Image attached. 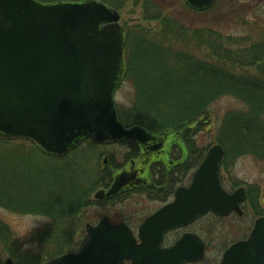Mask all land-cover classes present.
<instances>
[{"label":"water","instance_id":"95a60500","mask_svg":"<svg viewBox=\"0 0 264 264\" xmlns=\"http://www.w3.org/2000/svg\"><path fill=\"white\" fill-rule=\"evenodd\" d=\"M183 2L205 12L216 0ZM119 20L115 10L95 0H0V139L32 142L53 157L90 137L101 144L126 139L138 144V160L116 173L110 189L99 191L96 199L151 184L148 167L155 162L167 166L169 142L179 143L178 134L126 128L118 120L114 95L125 71ZM223 156L220 145L212 146L189 186L178 188L172 202L146 218L137 237L126 224L112 225L103 217L96 226L86 225L87 242L80 251L44 264L201 262L204 243L197 235L185 234L170 247H163L164 238L209 213L242 215L245 190L228 194L220 184ZM219 264H264V218L256 220L246 240L224 252Z\"/></svg>","mask_w":264,"mask_h":264},{"label":"trees","instance_id":"16d2710c","mask_svg":"<svg viewBox=\"0 0 264 264\" xmlns=\"http://www.w3.org/2000/svg\"><path fill=\"white\" fill-rule=\"evenodd\" d=\"M100 1L122 10L129 0ZM134 2L141 5L143 20L157 22L159 28L157 32L147 29L127 32L124 29V81L134 90L133 109L127 118L133 125L154 133L167 130L180 133L188 148V157L183 165L169 172L153 167L151 173L159 179L152 187L92 203L89 198L94 185L87 188L82 184L83 179L74 178L80 174L79 167L81 171V166L74 162L80 155V146L65 157L52 158L32 143L0 139V208L48 220L47 227L31 241L45 250L28 264H43L65 250H73V240L78 234L73 235L72 231L86 221L83 215L90 207H97L96 210L110 218L115 214L116 219L120 218L118 221L133 228L135 215L127 211L126 203L135 195L167 201L174 189L183 183V177L202 161L204 152L194 154V137L208 126L216 129V142L225 150L224 168L229 156L237 159L250 155L264 162V23L234 34L229 31L234 27L238 10L232 4L224 14L217 6L205 13L184 8L199 16L213 15L209 20H201L205 24L198 21L194 24L171 16L170 9L160 0ZM215 19L218 29L208 25ZM224 98H231L242 107L228 111L216 123L211 107ZM121 144L129 148L127 161L137 156L134 142L126 140ZM71 155L73 162H67ZM0 240L9 257L18 264L7 248L10 231L1 221Z\"/></svg>","mask_w":264,"mask_h":264},{"label":"rangeland","instance_id":"374dc122","mask_svg":"<svg viewBox=\"0 0 264 264\" xmlns=\"http://www.w3.org/2000/svg\"><path fill=\"white\" fill-rule=\"evenodd\" d=\"M96 1L113 9L100 0ZM134 1L129 0L122 10L113 9L119 15V24L123 31L125 32L124 29H126L127 32H139V29H147L151 32H157L159 28L158 23L145 22L143 20L141 5L136 4ZM160 3L170 9L171 16L185 21L187 19V22L194 24L197 21L202 24L204 22H201L202 19L209 20L213 18V15L210 14L199 16L188 13L184 9L186 7L182 0H160ZM229 4H232L234 9L238 10L235 13L237 20L234 27H232L233 29L229 32L240 34L239 32H246V29H250L252 26L258 27L259 24L264 23V0H216L215 6H217V9H221L224 14L228 10ZM208 25L214 29L219 28L216 19L208 23ZM114 99L120 121L127 127L133 126L132 122L127 118L131 115L130 112L133 109L134 103L132 85L128 81H123L121 86L116 90ZM241 107V104L237 101L231 98H224L211 107V115L217 123L225 113L231 110H238ZM216 139L217 131L215 128H209V126L204 128L201 133L194 137V154L197 152L199 154L207 152L211 146L216 144ZM127 147L123 144H97L93 139H87L82 144L80 155L74 162L81 166V171L80 167L77 170L80 174H83V177L77 174L74 178L83 179L82 184L84 183L87 188L94 185L89 202H99L94 200V195L98 191L106 190L111 183L113 173L118 169L120 170L129 161H127L126 157L129 154V148ZM73 159L74 157L71 155L67 162ZM42 160L51 163L48 160ZM115 168L118 169L114 170ZM157 168H161V165ZM159 170L161 172V169ZM221 172L225 177V185L223 186L225 190L233 192L239 187H244L248 190V200L241 207L243 215L240 217L233 215L225 221H216L214 217L208 216L186 229L170 233L166 240V244L171 245L185 233H195L200 236L205 242L206 247L205 257L199 264H218L224 251L232 244L245 240L249 236L257 218L264 217V162L250 155L237 159H232L229 156L227 158V166L226 168L223 166ZM193 173L194 170L183 177L184 182L182 186L189 184ZM155 178L159 179L157 176ZM131 198V201L127 202L126 206L127 211L135 215V223L132 229L136 234V228L141 222L139 220L154 213L165 203L149 200L137 195ZM96 208L90 207L86 210L83 215V220L86 221L83 224L80 223L78 227L75 226L72 231L73 235L78 234L73 240L75 244L74 249L70 251L65 250L62 254L75 253L82 248L86 241V224L94 226L104 216L108 217L114 225L120 223L118 221L120 218L116 219L115 214L112 215L113 218H110L102 211L96 210ZM0 221L10 231V243L7 245V248L10 250L11 257L18 264H28V261L34 256H41L45 249H41L39 245L31 241H34V236L47 227L48 220L46 218L34 215H18L0 208ZM31 237L34 238L32 239ZM1 243L2 241L0 240V253L3 258H8L9 253L8 251L6 252L7 249L1 246ZM13 263L15 264L14 261Z\"/></svg>","mask_w":264,"mask_h":264},{"label":"flooded vegetation","instance_id":"af4514ba","mask_svg":"<svg viewBox=\"0 0 264 264\" xmlns=\"http://www.w3.org/2000/svg\"><path fill=\"white\" fill-rule=\"evenodd\" d=\"M169 147L167 148V151H166V153H167V159H168V164H167V166L166 165H164V164H162V163H159V162H155V163H153V164H151L150 166H149V179H150V182L152 183L153 181L155 182L157 179L155 178V176H153L152 175V173L150 172L151 171V169H152V167L154 166H158L159 167V164H162L163 165V167L164 168H166V170H169V171H171V170H175L177 167H179V166H181V165H183L184 164V162L186 161H183L184 159V154H183V150L185 149L186 151H188V148H187V146L185 145V142L184 141H181V142H179L178 144H176V143H170L169 142V145H168ZM138 159H133V160H130V161H128L122 168H121V170H124V169H126V167L131 163V161H133V162H136ZM223 168H221V170H222ZM120 170V171H121ZM227 175V174H226ZM153 177V178H152ZM224 179L225 178H222V184L223 185H225V183H224ZM184 182V181H183ZM182 184L183 183H180L175 189H174V191L178 188V187H180V185L182 186ZM146 186V185H145ZM145 186H143V185H141V186H134V187H132V188H142V187H145ZM246 189V188H245ZM174 191H173V193H174ZM246 195H248V190L246 189ZM172 196H173V194H172ZM172 196L167 200V201H165V202H163V201H161V203H167V202H169V201H171V199H172ZM233 215H235V214H233ZM1 255V254H0ZM6 259H10L9 257L8 258H3L2 257V255H1V263L2 264H4V262L6 261ZM11 260V259H10Z\"/></svg>","mask_w":264,"mask_h":264}]
</instances>
